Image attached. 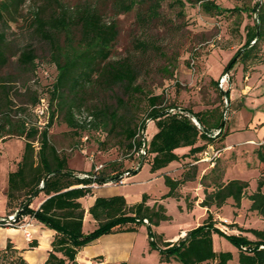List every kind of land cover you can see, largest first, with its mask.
Wrapping results in <instances>:
<instances>
[{
    "label": "trees",
    "instance_id": "1",
    "mask_svg": "<svg viewBox=\"0 0 264 264\" xmlns=\"http://www.w3.org/2000/svg\"><path fill=\"white\" fill-rule=\"evenodd\" d=\"M103 1L110 2L117 14L137 10V25L143 30L162 18L164 0ZM184 2L198 4L201 10L208 14L242 12V8L238 7L221 8L212 0H171L169 6L181 13ZM20 6L21 4H16L14 0L2 2L0 22L5 15L17 14ZM249 11L254 15L253 22L245 26L244 43L229 59L223 72L231 71L237 63L245 69L248 63L264 62V58H260L259 54L264 45V0L255 2ZM31 27L42 42L48 45L49 59L55 65L56 77L49 88L48 97L39 98L34 92L28 104L33 111L43 98L48 105L49 117L44 128L39 130L37 125L32 124L25 116V108L13 110L8 90V84L12 81L5 80L0 74V139L15 136L24 140L23 151L15 169L7 175L6 215L17 211V219L29 216L54 231L50 250L43 264H78L76 256L80 250L99 237L136 232L141 227L146 230L148 251L157 252L159 264H171L174 260L181 264H228L233 259V254L213 249V233L224 236L236 247L237 264H264V225L262 229L239 228L240 234H228L216 226L212 214L207 210V216L202 223L187 231L183 237L175 242L164 241L163 235L154 232L152 227L170 220V216L161 203L147 205L149 196L145 193L139 202L133 204H128L122 195L96 197L87 210L96 226L92 231L84 233L85 210L79 200L93 195V189L90 187L92 183L103 185L119 179L122 173L109 176L91 171L83 173L69 168L67 157L59 153L48 137V129L52 126L55 115L52 105L54 99L59 96L72 97L73 101L65 108V122L71 128L83 127L75 120L74 108L80 109L83 106L82 100L87 91L94 90L97 86L111 91L114 86L119 85L126 94L134 92L136 70L129 59L109 61L118 29L113 22L107 23L93 4H80L70 8L61 0H44V4L33 12ZM136 48L147 50L148 46L139 42ZM36 58L33 48L26 47L18 54L17 63L33 72ZM8 60L6 37L0 33V71L8 64ZM223 95L228 100L229 92L225 91ZM117 102V108L124 110L123 114L119 115L117 110L95 105L90 116L109 133L119 129L127 148L139 151L143 147V140L136 137L139 128L145 129L144 120H136V116L129 111V104L121 100ZM170 109L177 112L171 113ZM208 113H195L176 106H162L160 95L148 98L145 116L154 122L156 128V132L144 145V155H150V160L142 162L139 168L131 173H137L143 164H148L150 173H156L181 158L192 157L196 161L194 164H188L189 168L178 178L163 176L168 191L159 201L170 197L178 199L180 188L196 178V164L208 147L219 150L215 141L217 137L224 136L222 112L218 115ZM217 130H220L219 134L212 137L213 132ZM34 142L38 144L37 148ZM178 148H187V153L178 155L175 153ZM140 156L143 157L141 154ZM257 157L259 162L264 163V154L260 148L257 150ZM216 160H213L209 173L203 176L210 175L208 181L213 186V191L208 192L204 187V198L200 206L207 209L212 206L220 208L231 199L234 205L239 207L248 183L239 179L223 181L221 172L217 170ZM262 189L264 179L258 180L256 191L250 194L248 199L251 202L250 210L255 211L264 220ZM40 194L44 195L45 199L37 209H32L31 203ZM243 233L250 234L252 238ZM36 246V242L30 244L31 248ZM20 252L8 241L5 248L0 249V263L28 264Z\"/></svg>",
    "mask_w": 264,
    "mask_h": 264
},
{
    "label": "rangeland",
    "instance_id": "2",
    "mask_svg": "<svg viewBox=\"0 0 264 264\" xmlns=\"http://www.w3.org/2000/svg\"><path fill=\"white\" fill-rule=\"evenodd\" d=\"M5 1L7 0H0V4ZM61 1L70 8L86 3L95 5L104 20L107 23L113 22L118 29L109 61L129 59L136 70L134 92L126 94L119 85L114 86L111 91L98 86L87 91L82 100L83 106L80 109L74 108L75 120L83 127L71 128L65 122V108L73 101L72 97L67 95L54 99L52 110L55 115L53 124L48 129V137L59 153L67 157L68 167L78 172L91 171L115 176L150 160L148 154L142 157L138 150H129L119 129L109 133L98 125L97 120L90 116L95 105L117 110L121 115L124 110L117 108V101H124L129 104V111L136 116V120H144V127L151 121L145 116L148 98L151 96H162V106L165 107L176 106L195 113L209 112L215 115L222 112L224 136L217 137L215 141L219 148L217 170L221 172L223 181L243 180L248 183V188L239 207L229 199L220 208L212 206L210 213L216 226L228 234H240L239 228L262 229L264 220L250 210L248 196L256 191L258 180L264 179V163L259 162L257 157L259 148L264 154V62L248 63L245 69L237 63L228 72L229 80L224 86L220 88L217 85L224 73V66L244 43L245 26L252 24L254 19L249 10L259 0H212L221 8H242L240 14L222 15L205 13L198 4L188 2H184L181 13H178L170 8L171 0H164L162 18L146 30L137 25L135 9L129 13L117 14L110 2L103 0ZM14 2L21 4L18 13L5 15L0 22V33L5 34L9 55L8 64L1 69L0 74L5 80L12 81L8 84L12 109L25 108V116L40 130L46 125L49 112L44 116H37L30 110L28 101L34 92L39 98L48 97L49 88L56 77L55 65L49 59L48 45L42 42L31 27L33 12L44 4V0ZM139 42L147 45V50L137 49L136 44ZM26 47L33 48L37 56L33 72L17 63L18 54ZM259 54L260 58H264V45ZM225 91L229 92L228 100L223 95ZM49 111L51 112V108ZM149 133V126L139 128L136 139H143ZM23 146L22 138L6 136L0 139V191L6 186L5 172L19 160ZM34 146L37 148L38 144L34 142ZM184 152L183 154L187 153ZM194 162L196 161L192 157L181 158L160 175L178 178L189 168L188 164ZM147 165L144 164L137 173H131L125 179V186H118L120 191L129 195L130 200L137 199L140 193L159 197L165 191L163 178L150 173ZM207 165L205 160L196 164V178L192 184H188L190 190L186 192V210L191 209L195 202L201 207L200 202H197L198 195L193 193L196 192L199 196L200 193L204 194V187L208 192L213 191V186L208 181L210 175L203 177L209 173ZM95 168L98 170L95 171ZM200 185L202 191L197 192L195 187ZM166 207L170 220L155 227L166 238L179 234L180 230L187 232L193 229L207 216V211L199 207L192 214H181L174 200L166 202ZM2 208L0 198V211ZM92 225V219L85 221L84 230L91 231ZM243 234L252 238L248 233ZM212 240L215 251H229L233 254V259L228 264H237V249L230 241L218 233L212 234ZM146 254L145 264H159L156 253ZM172 264L181 263L174 260Z\"/></svg>",
    "mask_w": 264,
    "mask_h": 264
},
{
    "label": "crops",
    "instance_id": "3",
    "mask_svg": "<svg viewBox=\"0 0 264 264\" xmlns=\"http://www.w3.org/2000/svg\"><path fill=\"white\" fill-rule=\"evenodd\" d=\"M148 126L150 128V133L149 135L145 136L146 142H148L150 138L152 137V135L156 132V128H155L153 121H150L149 124L145 128H147ZM259 132L261 133V131ZM187 150H188L187 148H178L175 150V153H177L178 155H182L183 153H185L184 151H187ZM175 163L177 162H172L164 169L157 171L156 173H152V174L163 178V175H160V173L162 171L163 172L168 171V169L172 167V165H174ZM211 167L212 165L208 163L206 169L210 170ZM14 169H15V165H13V167H10V168L8 167L7 171L5 172L4 178H5L6 186L2 191H0L1 203L3 204V208L0 211V217H4L6 215L5 192H6V187H7V175L10 171H13ZM151 179H153V177ZM188 184L190 185L192 183L188 182L180 188L179 190L180 197L178 199L170 197V198H166V199L159 201V198L168 191L165 185H164L165 191L159 197L153 196L150 193H145L149 196L147 205L152 206L155 202H158V203L163 204L167 210L166 202H168L169 200H174L179 213L181 214L194 213L195 211H197V207H199V205H197L196 202H195V205L191 207V209L189 208L188 210H186L184 206L185 199L187 198L186 192L190 190L188 188ZM201 189H202L201 185L198 188L195 187V190L197 192L202 191ZM92 191H93L92 196H86L79 200V202L82 204L85 210L84 218H83L84 233L90 232V231L87 232L84 230V223L85 221H89V219H91L87 210H88V207L93 203L96 197H111L114 195H122L124 196L128 204H133V203L139 202L143 194V193L142 194L140 193V196L137 199L130 200L128 197L129 195L127 193H123L122 191L119 190L118 186L112 185V184L98 185ZM193 194L198 195L197 202H201L204 198V194L202 193H200V196L196 192ZM44 199H45V196L40 194L38 197H36L33 200L30 207L32 209H37ZM199 208L205 212L207 210L211 212V208L209 209L204 208V207H199ZM22 217L25 223L30 222V225L28 228L31 232L33 239L31 241L26 240V238L23 235L22 230L19 228L0 227V249L5 248L7 242L10 241L15 250L21 251L20 255L25 259V261L28 264H43V262L45 261L47 257L48 251L50 250V242L54 234V231L46 228L44 225L37 222L35 219L30 218L29 216H22ZM92 224L93 225H92L91 231L95 228V222L93 220H92ZM198 225L199 224H196L195 227ZM156 228L152 227L153 231L156 232L157 234H162V233H158L156 231ZM185 233H186L185 230H180L179 234L174 235L171 238H166L164 234L162 235H163L164 241L175 242L180 237H183ZM32 242H36L37 246L31 248L30 244ZM146 253H156L157 254L156 251H151V252L148 251V238H147L146 230H145V227H141L136 232H122V233L103 235L99 237L98 239L94 240L93 242L86 245L80 250V252L76 256V261L78 264H114L118 262H127L128 264H145L146 255H147Z\"/></svg>",
    "mask_w": 264,
    "mask_h": 264
},
{
    "label": "built area",
    "instance_id": "4",
    "mask_svg": "<svg viewBox=\"0 0 264 264\" xmlns=\"http://www.w3.org/2000/svg\"><path fill=\"white\" fill-rule=\"evenodd\" d=\"M229 80V73L228 72H224L220 78L218 79V87L222 88L224 86V84ZM34 113L37 114V116H44L45 113L48 111V105L46 103V101L42 98L40 99L39 104L33 109ZM171 113H175L177 112V110L175 109H170L169 110ZM194 123L197 124V122L193 119ZM220 132V130H217L215 132H213L212 137L218 135ZM145 149L144 147H142L139 151L138 154L140 155H144ZM219 153V150L214 151L213 147H208V149L203 153L202 155V159L200 161H207L210 165H213V160L217 157ZM210 155V156H209ZM139 168V166H137L136 168H134L133 170H128L125 171L124 173L121 174L120 178L114 181H110L108 183L105 184H112V185H116V186H120V185H124L125 184V179L131 174L132 171H135ZM98 168H95V171H97ZM83 177H88L87 175H83ZM98 185L95 183H92L90 185V187L93 189V187H97ZM16 213L17 211L9 214V215H5L4 217H0V227H16L22 230L24 237L26 238V240L31 241L32 235L31 232L29 230V225L30 222H26L23 220V217H21L20 219H17L16 217ZM146 222V221H145Z\"/></svg>",
    "mask_w": 264,
    "mask_h": 264
},
{
    "label": "water",
    "instance_id": "5",
    "mask_svg": "<svg viewBox=\"0 0 264 264\" xmlns=\"http://www.w3.org/2000/svg\"><path fill=\"white\" fill-rule=\"evenodd\" d=\"M142 140H143V147H144V145H145V142H146V139H145V137H144Z\"/></svg>",
    "mask_w": 264,
    "mask_h": 264
}]
</instances>
